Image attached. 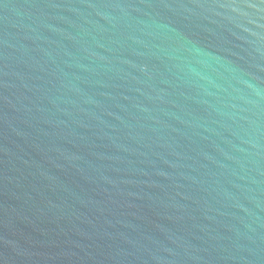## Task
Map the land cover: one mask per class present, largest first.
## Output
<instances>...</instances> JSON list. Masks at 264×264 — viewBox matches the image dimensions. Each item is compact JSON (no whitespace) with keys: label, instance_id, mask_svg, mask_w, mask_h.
Returning <instances> with one entry per match:
<instances>
[{"label":"water","instance_id":"95a60500","mask_svg":"<svg viewBox=\"0 0 264 264\" xmlns=\"http://www.w3.org/2000/svg\"><path fill=\"white\" fill-rule=\"evenodd\" d=\"M0 264H264V0H0Z\"/></svg>","mask_w":264,"mask_h":264}]
</instances>
